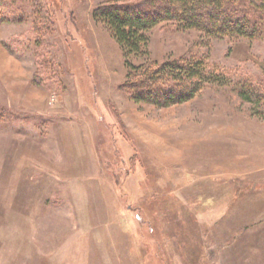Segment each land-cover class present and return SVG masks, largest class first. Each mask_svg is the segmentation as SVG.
I'll use <instances>...</instances> for the list:
<instances>
[{
  "label": "rangeland",
  "instance_id": "1",
  "mask_svg": "<svg viewBox=\"0 0 264 264\" xmlns=\"http://www.w3.org/2000/svg\"><path fill=\"white\" fill-rule=\"evenodd\" d=\"M18 1L27 20L0 13V264H264V40L157 24L154 69L228 79L159 108L92 19L107 0Z\"/></svg>",
  "mask_w": 264,
  "mask_h": 264
},
{
  "label": "trees",
  "instance_id": "2",
  "mask_svg": "<svg viewBox=\"0 0 264 264\" xmlns=\"http://www.w3.org/2000/svg\"><path fill=\"white\" fill-rule=\"evenodd\" d=\"M15 1L0 0L1 22L27 20L26 7ZM41 9L37 6L40 21L34 19L37 31L43 29L41 24H48L49 17ZM92 19L107 28L120 48L131 99L159 108L185 103L204 85L228 79L195 59L173 60L154 69L148 63V32L157 24L173 22L181 30L194 29L212 39L264 40V0H107L92 11ZM134 59L144 61L135 66ZM236 89L245 101L261 98L246 80L237 83Z\"/></svg>",
  "mask_w": 264,
  "mask_h": 264
}]
</instances>
